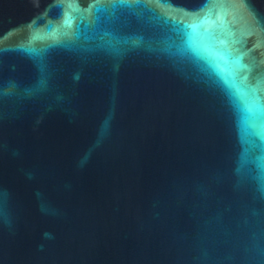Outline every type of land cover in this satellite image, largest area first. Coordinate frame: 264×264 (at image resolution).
Listing matches in <instances>:
<instances>
[{"label": "water", "instance_id": "obj_1", "mask_svg": "<svg viewBox=\"0 0 264 264\" xmlns=\"http://www.w3.org/2000/svg\"><path fill=\"white\" fill-rule=\"evenodd\" d=\"M0 264H264V0H0Z\"/></svg>", "mask_w": 264, "mask_h": 264}]
</instances>
